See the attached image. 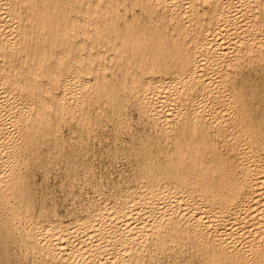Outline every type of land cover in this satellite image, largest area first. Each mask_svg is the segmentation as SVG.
Listing matches in <instances>:
<instances>
[{"label":"bare ground","instance_id":"bare-ground-1","mask_svg":"<svg viewBox=\"0 0 264 264\" xmlns=\"http://www.w3.org/2000/svg\"><path fill=\"white\" fill-rule=\"evenodd\" d=\"M0 264H264V0H0Z\"/></svg>","mask_w":264,"mask_h":264},{"label":"rangeland","instance_id":"rangeland-1","mask_svg":"<svg viewBox=\"0 0 264 264\" xmlns=\"http://www.w3.org/2000/svg\"><path fill=\"white\" fill-rule=\"evenodd\" d=\"M125 159H121V160H119V162L117 163V165H115L114 166V169L112 170L113 171V176L115 177V178H117V175H118V173H119V170H127L128 171V169H129V167H128V163H127V161L125 160ZM120 163H121V165H120ZM117 171V172H116ZM55 188V186H53L52 185V179L50 180V189H52V190H54V188Z\"/></svg>","mask_w":264,"mask_h":264}]
</instances>
